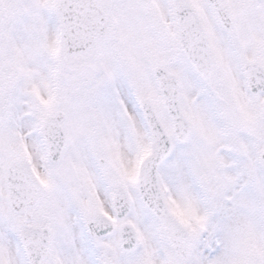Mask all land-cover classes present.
Returning <instances> with one entry per match:
<instances>
[{"label":"snow or ice","instance_id":"obj_1","mask_svg":"<svg viewBox=\"0 0 264 264\" xmlns=\"http://www.w3.org/2000/svg\"><path fill=\"white\" fill-rule=\"evenodd\" d=\"M0 264H264V0H0Z\"/></svg>","mask_w":264,"mask_h":264}]
</instances>
